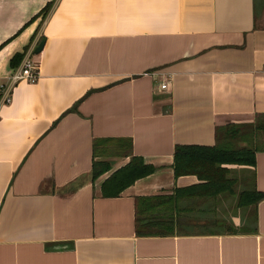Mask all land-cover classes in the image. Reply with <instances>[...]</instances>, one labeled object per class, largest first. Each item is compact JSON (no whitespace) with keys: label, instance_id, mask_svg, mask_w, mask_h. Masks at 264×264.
Wrapping results in <instances>:
<instances>
[{"label":"crops","instance_id":"crops-1","mask_svg":"<svg viewBox=\"0 0 264 264\" xmlns=\"http://www.w3.org/2000/svg\"><path fill=\"white\" fill-rule=\"evenodd\" d=\"M27 45L39 78L0 100V264H264V150L216 194L173 166L264 112V0H0V83ZM132 155L153 171L105 195Z\"/></svg>","mask_w":264,"mask_h":264},{"label":"trees","instance_id":"trees-1","mask_svg":"<svg viewBox=\"0 0 264 264\" xmlns=\"http://www.w3.org/2000/svg\"><path fill=\"white\" fill-rule=\"evenodd\" d=\"M47 7L48 5L44 6L34 17L41 13L43 17ZM27 49L28 45L24 52ZM23 56L24 53L15 54L10 60L11 66L18 65ZM215 132L216 141L211 146L176 145L173 159L175 175L194 173L199 179L205 180L209 185L208 187H213V189H207H212L214 194L230 189L231 183L234 181L232 177L225 175L229 169L221 166V164L254 165L255 152L264 150V112L256 114L254 119L249 122H228L217 125ZM98 164V162H94V176L101 171L102 167L97 169ZM153 169L154 166L146 163L141 156L132 155L125 165L105 179L102 185L103 193L105 195H118L124 187L135 179L152 172ZM252 192L256 195L255 201L264 196L263 192L255 190ZM249 194L251 192L247 191L246 196L252 197ZM228 229L234 230L235 228L231 226ZM138 232L142 233L140 229Z\"/></svg>","mask_w":264,"mask_h":264},{"label":"built area","instance_id":"built-area-1","mask_svg":"<svg viewBox=\"0 0 264 264\" xmlns=\"http://www.w3.org/2000/svg\"><path fill=\"white\" fill-rule=\"evenodd\" d=\"M32 49L33 48L27 50L21 62L12 67L8 80L0 83L1 102L7 103L10 101L12 90L18 82L26 81L32 83L37 81L39 78V63L31 56L33 51ZM164 86L165 84H162V87Z\"/></svg>","mask_w":264,"mask_h":264},{"label":"rangeland","instance_id":"rangeland-1","mask_svg":"<svg viewBox=\"0 0 264 264\" xmlns=\"http://www.w3.org/2000/svg\"><path fill=\"white\" fill-rule=\"evenodd\" d=\"M233 200V202L230 204V207L229 206H227V208H229V212H230V210L231 209H235V207H236V201L234 200V198L232 199ZM226 211V210H225ZM226 214H228V212L226 211ZM227 216V215H226ZM220 219H221V221H220V223H224V226H222L221 228L222 229H226L227 227H228V222L226 221V219L224 218V217H222V216H220ZM218 226H220V224L218 223V224H216L214 227H218Z\"/></svg>","mask_w":264,"mask_h":264},{"label":"water","instance_id":"water-1","mask_svg":"<svg viewBox=\"0 0 264 264\" xmlns=\"http://www.w3.org/2000/svg\"><path fill=\"white\" fill-rule=\"evenodd\" d=\"M43 41L40 40L34 48V52L38 53L42 49Z\"/></svg>","mask_w":264,"mask_h":264}]
</instances>
